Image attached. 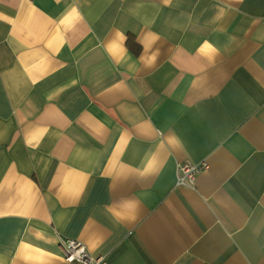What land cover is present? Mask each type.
<instances>
[{"label":"crops","instance_id":"0c3cea01","mask_svg":"<svg viewBox=\"0 0 264 264\" xmlns=\"http://www.w3.org/2000/svg\"><path fill=\"white\" fill-rule=\"evenodd\" d=\"M61 239L264 264V0H0V264Z\"/></svg>","mask_w":264,"mask_h":264},{"label":"built area","instance_id":"2783aa9c","mask_svg":"<svg viewBox=\"0 0 264 264\" xmlns=\"http://www.w3.org/2000/svg\"><path fill=\"white\" fill-rule=\"evenodd\" d=\"M208 169L207 163L193 165L185 163L179 166L177 184L182 187H194L197 176ZM64 261L68 264H107L104 257H94L80 241L61 239Z\"/></svg>","mask_w":264,"mask_h":264},{"label":"trees","instance_id":"16d2710c","mask_svg":"<svg viewBox=\"0 0 264 264\" xmlns=\"http://www.w3.org/2000/svg\"><path fill=\"white\" fill-rule=\"evenodd\" d=\"M127 44H128V46H130V47L133 46L131 40H128ZM139 52H140V48L137 46V47L134 49V53H135L136 55H138Z\"/></svg>","mask_w":264,"mask_h":264}]
</instances>
